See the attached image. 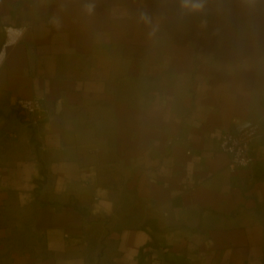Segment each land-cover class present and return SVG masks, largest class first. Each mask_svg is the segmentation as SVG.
Instances as JSON below:
<instances>
[{
	"label": "crops",
	"instance_id": "0c3cea01",
	"mask_svg": "<svg viewBox=\"0 0 264 264\" xmlns=\"http://www.w3.org/2000/svg\"><path fill=\"white\" fill-rule=\"evenodd\" d=\"M6 27L0 264H264V177L220 151L264 131V0H0Z\"/></svg>",
	"mask_w": 264,
	"mask_h": 264
},
{
	"label": "built area",
	"instance_id": "2783aa9c",
	"mask_svg": "<svg viewBox=\"0 0 264 264\" xmlns=\"http://www.w3.org/2000/svg\"><path fill=\"white\" fill-rule=\"evenodd\" d=\"M25 27H6L5 42L0 52V67L4 62L6 49L16 43L26 33ZM15 109L33 126L50 114V107L43 98H19L14 103ZM264 139V131L259 125H253L239 135L225 133L220 141V151L229 156L228 169H253L264 157L256 159L253 155L254 145Z\"/></svg>",
	"mask_w": 264,
	"mask_h": 264
},
{
	"label": "water",
	"instance_id": "95a60500",
	"mask_svg": "<svg viewBox=\"0 0 264 264\" xmlns=\"http://www.w3.org/2000/svg\"><path fill=\"white\" fill-rule=\"evenodd\" d=\"M252 126H253L252 122L236 120L234 121L232 126V133L235 135H239Z\"/></svg>",
	"mask_w": 264,
	"mask_h": 264
},
{
	"label": "trees",
	"instance_id": "16d2710c",
	"mask_svg": "<svg viewBox=\"0 0 264 264\" xmlns=\"http://www.w3.org/2000/svg\"><path fill=\"white\" fill-rule=\"evenodd\" d=\"M262 105L264 106V100L262 101ZM255 176L257 178H263L264 177V162H258L255 165Z\"/></svg>",
	"mask_w": 264,
	"mask_h": 264
}]
</instances>
